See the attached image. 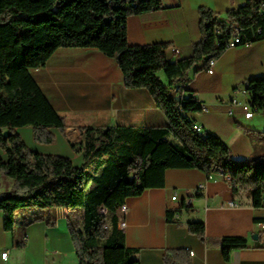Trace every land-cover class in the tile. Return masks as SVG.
Returning a JSON list of instances; mask_svg holds the SVG:
<instances>
[{
	"label": "trees",
	"instance_id": "16d2710c",
	"mask_svg": "<svg viewBox=\"0 0 264 264\" xmlns=\"http://www.w3.org/2000/svg\"><path fill=\"white\" fill-rule=\"evenodd\" d=\"M160 0H0V174L14 181L0 194L4 229L12 232L22 212L26 226L40 221L53 225L47 213L69 211L68 231L79 264H140L138 251L125 244L120 229L121 208L136 189L162 188L168 169H196L208 176L230 177L234 194L246 193L255 208L264 202V134L257 136L263 151L235 160L230 147L211 132H198L191 117L203 103L190 88V73L206 70L227 49L239 30L241 44L264 39V0H247L224 18L199 10L201 38L189 57L171 61L169 44L130 45L127 20L160 9ZM260 31V33H259ZM60 48L97 49L116 60L128 89H145L166 116L165 127L77 128L73 150L83 154L77 167L69 158L33 152L16 133L31 128L34 140L54 144L52 130L67 125L32 77ZM167 79L164 83L159 74ZM251 103L264 113V77L248 81ZM184 208L169 210L176 223ZM106 211V213H104ZM189 234L208 242L202 221L186 224ZM225 261L232 252L248 249V240L226 236L217 240ZM187 248L168 249L164 264H192Z\"/></svg>",
	"mask_w": 264,
	"mask_h": 264
},
{
	"label": "crops",
	"instance_id": "0c3cea01",
	"mask_svg": "<svg viewBox=\"0 0 264 264\" xmlns=\"http://www.w3.org/2000/svg\"><path fill=\"white\" fill-rule=\"evenodd\" d=\"M160 1V9L128 18V42L136 46L169 44L167 56L176 61L172 48L180 50L178 59L189 57L201 38L200 9L224 18L247 0ZM30 73L67 125L65 134L52 130L56 141L49 145L36 143L31 128L18 129L16 133L35 153L63 156L81 167L84 156L72 148L79 140L78 127L145 128L168 124L150 93L126 88L116 60L97 49L60 48L45 67ZM260 77H264V39L227 49L216 60L212 75L206 70L190 73V88L208 108L191 117L202 132L223 140L235 160L250 157L262 146L257 136L264 134V113L245 119L239 105L233 103L247 101L244 92L248 81ZM0 157L7 159L1 149ZM226 177L221 172L208 176L196 169H168L162 188L136 189L126 199L127 210L122 216L126 223L125 244L138 251L140 264H164L165 251L177 248L194 252L192 264H264V202L261 208L253 207L246 193L232 192ZM13 185L11 178L0 174V194L9 192ZM200 185L204 189L196 195ZM175 194L177 200L172 201ZM184 204L190 210L184 208L176 214V223L168 222L167 212ZM27 213L31 211L22 212L14 230L8 232L0 212V264H79L68 231L66 208L47 212L53 225L40 221L26 226L22 218ZM192 221L205 223L208 242L189 234L186 224ZM226 236L246 238L249 248L232 252L230 261H225L217 240ZM4 252L8 253L6 260L1 257Z\"/></svg>",
	"mask_w": 264,
	"mask_h": 264
},
{
	"label": "built area",
	"instance_id": "2783aa9c",
	"mask_svg": "<svg viewBox=\"0 0 264 264\" xmlns=\"http://www.w3.org/2000/svg\"><path fill=\"white\" fill-rule=\"evenodd\" d=\"M259 33H260V31H259ZM240 37L241 36L239 34V30L236 29L235 30V36L230 40L229 44L227 45L228 49L235 48L237 46L242 45L241 44V38ZM246 44H250V43H246ZM171 50H172V53H173V56L172 57L178 59L179 56H180V50L178 48H172ZM215 64H216V60H212L209 63V66L206 69V71H207L208 74L212 75L214 73ZM244 94L247 95V97H248V100L247 101H245V102L234 101L233 103L236 104V105H239V107L241 108V110H242V112L244 114V118L245 119H251V118L254 117V115L256 113H260L262 111L260 109H258L257 107L253 106V104L251 103V96L248 94V92L245 91ZM207 111H208L207 106H205L203 104V106H202V112H207ZM226 179L228 181H230V178L229 177H226ZM203 189H204V186L203 185L198 186V188H197V190L195 192L196 195H199ZM176 200H177V195L175 194L172 197V201H176ZM230 206L236 207V204L235 203H231ZM126 210H127L126 205H123L122 208H121L122 216L124 215V213L126 212ZM119 227H120V229H123L124 230L125 227H126V223L121 220V222L119 224ZM261 228L264 230V224H262ZM190 255H191V257H194V252H191ZM1 257H2L3 260H6L8 258V253L7 252L2 253L1 254Z\"/></svg>",
	"mask_w": 264,
	"mask_h": 264
},
{
	"label": "rangeland",
	"instance_id": "374dc122",
	"mask_svg": "<svg viewBox=\"0 0 264 264\" xmlns=\"http://www.w3.org/2000/svg\"><path fill=\"white\" fill-rule=\"evenodd\" d=\"M158 76L163 82L167 81V79H166V77L164 76L163 73H160ZM262 151H263V146L259 145L258 148H257V152L260 153ZM104 213H106V211H104Z\"/></svg>",
	"mask_w": 264,
	"mask_h": 264
},
{
	"label": "bare ground",
	"instance_id": "6f19581e",
	"mask_svg": "<svg viewBox=\"0 0 264 264\" xmlns=\"http://www.w3.org/2000/svg\"><path fill=\"white\" fill-rule=\"evenodd\" d=\"M194 129L196 130V131H198V132H201V129L196 125V126H194Z\"/></svg>",
	"mask_w": 264,
	"mask_h": 264
}]
</instances>
